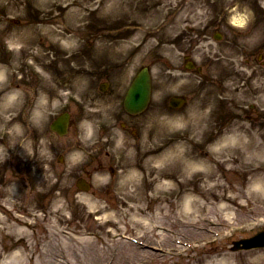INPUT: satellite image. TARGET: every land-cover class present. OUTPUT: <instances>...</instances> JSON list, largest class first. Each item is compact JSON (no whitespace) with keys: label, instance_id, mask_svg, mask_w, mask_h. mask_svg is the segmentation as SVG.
Masks as SVG:
<instances>
[{"label":"rangeland","instance_id":"rangeland-1","mask_svg":"<svg viewBox=\"0 0 264 264\" xmlns=\"http://www.w3.org/2000/svg\"><path fill=\"white\" fill-rule=\"evenodd\" d=\"M65 1L0 0V68H7V79L0 80V146H3L7 157L0 160V204L6 208L0 207V264H105L114 248L117 250L112 264H133L140 259L144 260V264H206L214 253H233L229 249L232 239L252 234L256 228L249 225L251 217L264 216V191H251L249 187L253 182L264 183V134L257 135L248 129L250 122L243 121L242 117L220 123L219 106L220 110L226 109V106L219 103L211 86L202 87L197 74L183 70V52L190 53L197 64L204 59L196 33L184 30L175 39L148 37L150 35L147 34L135 41L137 49L148 42L153 46L148 47L145 55L134 59L136 51L128 56L109 53L106 47L117 37L102 34L95 27L94 18L87 16L82 28L72 34L73 46L61 49V41L52 40L45 29L51 27L50 30L62 31L64 25L70 23L72 16L68 11L55 6ZM124 1L133 16L154 11L151 0ZM207 1L198 0V5L211 15L212 9L206 5ZM80 2L85 5L87 0ZM155 13L140 20H154ZM87 14L93 15L89 11ZM17 33L29 37V49L17 51V47L25 44L22 41L16 49L9 51L10 38ZM70 35L65 32L64 36ZM126 40L128 42L126 38L121 39L122 42ZM30 48L41 50L38 51V58H29ZM70 53H75V61L70 59L69 63L77 70L78 95L86 85L82 72L87 66L95 67L97 71L104 66L106 70L118 73L129 67L126 76H130L142 65H150L152 75V102L140 118L138 136L127 137L123 141L125 143L121 142L109 151L114 161L108 162L99 171L102 174L105 172L104 177L94 176L93 188L88 193H77L74 180L98 171V163L88 162V152L95 151L96 136L90 135V131L82 125L74 126L63 139L49 134L46 125L52 115L47 109L51 106L56 109V105L61 103L41 106L46 108L44 116L35 115L39 99L36 98V105L28 104V107L24 85L16 78L24 77L23 73H26L24 78L28 79L33 73H39L40 68L43 71L55 54L63 61L64 56ZM57 64L63 65L59 61ZM126 64L129 66L126 67ZM18 67H21V73L16 72ZM12 80V86L19 90V95L8 103L7 90ZM178 95L187 98L186 105L179 109L170 108L169 98ZM259 107L264 108V102ZM201 111L204 112L202 128L198 129L197 122L195 127L176 126L174 131L178 130L183 137L171 142L158 124L159 120L165 127L166 118L171 120L184 112H195L194 116L198 117ZM252 125L256 127V123ZM237 127L244 131L235 130ZM235 131L244 132L247 139L242 137L240 144L223 146L218 152L212 149L215 142ZM176 141H180V150L187 153L186 158H191L190 161L201 170H211L212 174L208 180L199 174L200 177L179 186L177 182L181 178L177 174L173 180L175 191L171 193L166 188H158L157 181L152 180L155 172L147 171V167L163 165L151 162L145 166L144 163L146 159L177 146L174 144ZM247 145L252 149H248ZM77 152L82 153V160L74 163L71 156ZM58 156L64 158L62 163L57 162ZM108 166L114 167L116 172L112 177L108 175ZM166 167L170 168V165ZM130 171L135 172L136 177L126 189H122L121 183ZM189 196L198 199L192 203L193 211L188 217H183L184 200ZM13 216L21 217L29 225H13ZM203 219L223 223L221 227L230 223H244L246 227L218 240L205 232L184 227L193 223L204 225ZM155 225L167 226L177 234L166 235L164 242ZM115 233L136 237L150 247L157 243L174 247V239L178 238L209 239L186 250L183 256H166L151 248H141L114 238ZM178 234H185V237ZM45 251L49 252L48 257L41 255ZM17 252L19 255H14ZM234 254L240 263L245 261L239 253Z\"/></svg>","mask_w":264,"mask_h":264},{"label":"bare ground","instance_id":"bare-ground-1","mask_svg":"<svg viewBox=\"0 0 264 264\" xmlns=\"http://www.w3.org/2000/svg\"><path fill=\"white\" fill-rule=\"evenodd\" d=\"M65 1V3H58L55 6L60 10L68 11L72 17L70 18V23L64 25V29L62 31H56L54 29L50 30V28H44L47 33H50V38L52 40H60V48L67 49L71 48L74 43V39L72 34L77 32L78 29L83 26V22L85 21L87 16H92L95 21V27L101 30V33L104 35H114L117 37L113 43L107 45L106 50L111 54H118L121 56H128L129 53L136 51L133 58L136 59L140 56L145 55L146 50L149 46H153L151 42L143 45L141 48L137 49V41L142 39L145 35L149 34L148 37H166L173 38L181 34L182 32V24L186 21L187 13H196L193 10V2L195 0H185V6H172L169 3L170 0H151L153 3L154 11H149L146 15L136 16L130 14V7L126 5L124 0H87L85 5L79 4L80 0H72L70 2ZM164 1H167L164 4ZM176 1V0H173ZM184 1V0H177ZM93 13V15H88L87 12ZM152 12H157L156 18L154 20L142 21L140 19L146 18L148 15L152 14ZM153 29V30H152ZM65 32L70 33V36H64ZM170 32H174L173 35H169ZM25 33V32H24ZM24 33L14 35L10 38V45L13 49H16L17 44H21V42H25L24 45L17 47L18 50L29 49V45H31V41L28 36L24 35ZM126 38L128 42H122L121 39ZM136 41V42H135ZM127 43V44H126ZM31 50V48H30ZM40 50V49H39ZM36 49H32L33 53H29L30 56L38 57V51ZM41 51V50H40ZM129 66L126 64V67ZM129 70V67L127 68ZM13 92H10L6 97V101L10 103L13 99L11 98ZM202 112V111H201ZM194 113L184 112L180 115L174 116L171 120L165 119V127H162L161 121L158 120V124L161 126V130L166 131L167 140L169 142L173 140H177L182 138V134L180 132H175L174 127L176 126H196V122L198 123V129L202 128L201 118L204 114L198 113V117L194 116ZM226 138L218 140L213 146L212 149L217 151L224 146V141ZM180 141L174 142L177 146L174 148H169L168 151H164L161 154L155 155L146 160V165L152 163H157L158 166H150L147 167V171L155 172L152 176V180L157 181L158 188H166L171 193L175 190L173 189V180L175 175L179 174L181 180L178 181V186L186 184V181H189L195 177H200L199 174L204 176L207 180L211 178L212 171L207 169L201 170L200 167L190 161L191 158H186V152L180 150ZM248 149H252L250 145H247ZM172 159V160H171ZM1 161L3 159H0ZM171 160L170 163H168ZM166 163V164H165ZM170 165V168L166 167ZM136 177L135 172H131L127 179H130L133 182V179ZM128 180L127 182H130ZM135 182V181H134ZM1 208L4 207L3 204H0ZM184 212L183 217H188L189 212ZM15 224L20 225L25 224L28 225V221L26 222L19 216H13ZM141 220L146 222L144 218L140 217ZM194 225H198V223H193ZM258 253H264V250L254 251L245 254V257H249L252 255H256ZM228 253H221L213 255H225ZM42 256H49V252L45 251ZM212 255V256H213ZM211 257V256H210ZM209 257V258H210ZM244 264H264V255H261L256 261L247 260Z\"/></svg>","mask_w":264,"mask_h":264},{"label":"flooded vegetation","instance_id":"flooded-vegetation-1","mask_svg":"<svg viewBox=\"0 0 264 264\" xmlns=\"http://www.w3.org/2000/svg\"><path fill=\"white\" fill-rule=\"evenodd\" d=\"M208 6L213 10V16L202 28L200 36L209 34L219 38L212 53L214 67L218 68L215 83L221 92L231 84L248 89L252 70L261 71L264 67V0H215ZM246 14L250 16L247 24L244 23ZM255 59H259V62L253 65ZM102 78L109 79V75L106 72L90 73V89L83 103L92 110L91 114H96L95 119L101 121V130L108 132L120 119H126V122L119 123V132H125L129 125L134 124L136 116L125 113L120 107L121 89L111 87L110 83L106 91L100 89L97 80ZM53 80L55 87L40 86L42 95H56L58 76L55 75Z\"/></svg>","mask_w":264,"mask_h":264},{"label":"clouds","instance_id":"clouds-1","mask_svg":"<svg viewBox=\"0 0 264 264\" xmlns=\"http://www.w3.org/2000/svg\"><path fill=\"white\" fill-rule=\"evenodd\" d=\"M250 19L249 14H246L245 16V20L244 23L247 24L248 20ZM7 79V68H0V80H4ZM19 95V90H17L16 92L12 93L11 98L15 99L16 96ZM48 104V98L47 96L43 95L39 101H38V105L39 106H46ZM37 107L36 114L43 117L44 116V111H46V108H44L43 110L41 109V107ZM89 124H91V122H89ZM90 135L93 134V129L90 128ZM243 137L244 140L247 139V136L244 132L242 131H235L233 133H229L227 136V139H225L224 141V146L226 145H238L241 143V138ZM7 158L5 155V150L3 148V146H0V159H5ZM72 161L78 162L80 160H82V153L77 152L74 155L71 156ZM250 190L251 191H256V192H260V191H264V183H259V182H253L250 186ZM198 199L196 196H189L186 197L184 200V211L185 212H191L193 211L192 209V203L194 200ZM14 255H19V252L15 253ZM261 255H264V253H258L256 255H252L249 257V261H256L259 259V257ZM206 264H240L239 260L236 258L234 253H229V254H225V255H213L210 258L207 259Z\"/></svg>","mask_w":264,"mask_h":264},{"label":"water","instance_id":"water-1","mask_svg":"<svg viewBox=\"0 0 264 264\" xmlns=\"http://www.w3.org/2000/svg\"><path fill=\"white\" fill-rule=\"evenodd\" d=\"M149 95V76L144 68L134 80L130 92L126 97V106L130 109H142L145 107Z\"/></svg>","mask_w":264,"mask_h":264},{"label":"snow or ice","instance_id":"snow-or-ice-1","mask_svg":"<svg viewBox=\"0 0 264 264\" xmlns=\"http://www.w3.org/2000/svg\"><path fill=\"white\" fill-rule=\"evenodd\" d=\"M242 22V21H241Z\"/></svg>","mask_w":264,"mask_h":264}]
</instances>
